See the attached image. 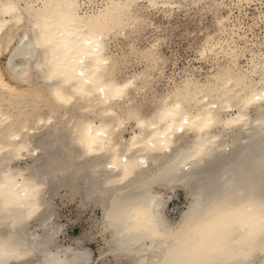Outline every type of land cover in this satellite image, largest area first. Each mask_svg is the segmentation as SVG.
I'll return each instance as SVG.
<instances>
[{
  "label": "bare ground",
  "instance_id": "6f19581e",
  "mask_svg": "<svg viewBox=\"0 0 264 264\" xmlns=\"http://www.w3.org/2000/svg\"><path fill=\"white\" fill-rule=\"evenodd\" d=\"M207 3L223 14L216 20L219 32L206 36L200 59H194L204 60L207 69L191 61L173 69L178 58L164 52L165 29L156 25V12L169 17ZM252 6L254 15L247 12ZM93 27L102 29L98 54L83 42ZM147 31L154 37L144 35ZM38 35L37 60L28 50ZM97 57L108 61L97 73L106 83L131 81L125 100L112 102L115 110L148 122L137 128L130 120L108 144L96 136L102 124L112 123L102 115L107 105L99 93L73 104L56 99L57 91L75 95L81 85L71 69L83 59L94 72ZM260 93L264 0H0V249L12 253L7 264L91 263L87 235L75 244H59L64 229L55 225L50 203L61 187L88 202L102 199L100 259L165 264L176 258L209 210L258 202L264 192V102H248ZM177 102L180 108L167 115ZM86 115L96 141L91 147L90 141L81 142L88 140V122L80 119ZM181 126L183 132L173 130ZM133 135L137 147H132ZM175 188L187 190L190 202L172 222L166 193ZM116 205L146 207L156 234L115 224ZM260 240L258 227L252 236L218 227L212 237L229 264H264Z\"/></svg>",
  "mask_w": 264,
  "mask_h": 264
},
{
  "label": "snow or ice",
  "instance_id": "6c2138e0",
  "mask_svg": "<svg viewBox=\"0 0 264 264\" xmlns=\"http://www.w3.org/2000/svg\"><path fill=\"white\" fill-rule=\"evenodd\" d=\"M172 6L175 7V5ZM8 8L9 10H15L16 5L10 4L8 5ZM36 27L39 28L40 25L37 24ZM97 33L100 34L97 35ZM102 39V29L100 27H93L91 29V34L83 37V42L86 45L94 46L91 51L93 54H98L101 47L99 41ZM40 47L41 37L38 35L37 42L29 48L28 55H34L38 60L41 55L38 51ZM88 54L87 51L84 52L85 56ZM101 63L107 64L108 61L100 60L97 57V67L93 72L87 68L83 59L79 60L78 64L80 67L74 66L71 71L73 77H79L81 87L74 90L75 95L73 96H66L60 91H57L56 99L60 104H73L74 102L79 103L80 99H89L99 93L102 102L107 105V107L104 108L102 115L110 118L112 123L109 124L107 128H104L102 124L101 129L96 132V136L104 137L105 139L102 142L108 144V138L111 134L113 132L118 134L125 130V127L130 120L135 119L137 121V128L146 127L148 122L134 112L129 111L125 114L124 112L115 110L116 104H113L112 102H121L125 100L127 95L126 90L131 86V81L123 84V86H115L106 83L104 79L97 75L100 71L99 64ZM253 101L264 102V93L253 94L248 102L252 103ZM180 106L179 102L175 103L174 109H169L166 114L173 115L175 110L179 109ZM84 111L86 113H92L93 110L86 108ZM80 119L82 122H88V140L82 139L81 142L85 143L90 141L89 147H91L93 143H96L91 137V116L86 115ZM188 123L189 120L185 117L183 119V124L187 125ZM173 130L183 132L185 129L181 126L178 129ZM12 139H19V137L13 136ZM136 141L137 137L133 135L132 147L138 146ZM152 147H156V145L152 144ZM162 147H168L167 141L163 142ZM0 151H4V149L0 147ZM192 158H195V154H193ZM116 207L118 208V212L112 217L115 224L123 225L124 228L129 231L143 228L152 235L156 234L152 228V219L148 214L146 207L140 205H116ZM218 227L232 231L238 230L247 232L249 236H252L254 234V229L258 227L261 236V249L264 250V192L261 193L258 202L255 200H249L247 204L239 208L222 206L209 210L203 221L193 229L194 235L190 243L177 255L176 258L166 261L165 264H229L228 261L220 258L224 249L212 242V237ZM9 255H12V253L8 249H0V264H7L6 258Z\"/></svg>",
  "mask_w": 264,
  "mask_h": 264
},
{
  "label": "rangeland",
  "instance_id": "374dc122",
  "mask_svg": "<svg viewBox=\"0 0 264 264\" xmlns=\"http://www.w3.org/2000/svg\"><path fill=\"white\" fill-rule=\"evenodd\" d=\"M212 5V3H207L200 6L182 8V10L174 11L173 15H170L171 17L169 16L170 18L163 16L164 14L161 12H156V18H154L156 25L165 29L162 32L167 43H165L166 47H164V52L169 57L172 54L173 56L176 55L178 58L179 68L175 66L173 69H180L184 65L189 64L190 61V63L197 66V68L207 69V64L204 60L196 61L194 59L195 57L200 59L197 55L198 50L204 43L206 36L210 33L219 32L217 21L223 14L213 10ZM255 6H252L251 9L248 8L247 12H249L250 15L256 14ZM258 33H262V31H259V28ZM144 35L152 38L155 32L153 34L147 31ZM5 61L6 59H3L2 62ZM169 69L170 68L167 67L166 72L168 74L170 72ZM132 70H134V68ZM163 85L164 84L161 83L159 84V90H162ZM47 135L48 134H45V136ZM59 136L63 137L64 134H58L57 138ZM18 165L21 167L25 166V164L22 163L14 164V167ZM156 190H158V188H156ZM187 192L188 191L183 188H175L173 192L167 191L166 195L170 196L171 199L168 202L166 213L172 222L180 220L182 213L188 209L190 196ZM70 193H72L70 188L61 187L57 190L55 197L50 203V213L54 215L53 221L55 225L58 224L60 226L61 224L64 229L61 231L62 233L58 235L59 244L66 246L75 244V241L87 235L88 238L84 239V247L89 250L92 255L91 263L89 262L88 264H116L112 258L110 260V257L109 259H106L107 257L100 259L99 256L104 245L102 235L100 236V234H98V228L102 218V199L96 198L97 200L94 199L95 201L92 200V202H88L82 195L78 194L72 196ZM48 199L51 200L50 197H48Z\"/></svg>",
  "mask_w": 264,
  "mask_h": 264
},
{
  "label": "built area",
  "instance_id": "2783aa9c",
  "mask_svg": "<svg viewBox=\"0 0 264 264\" xmlns=\"http://www.w3.org/2000/svg\"><path fill=\"white\" fill-rule=\"evenodd\" d=\"M259 31H262V30H261V29H259ZM257 33H258V32H257ZM259 33H260V32H259ZM259 33H258V35H261V34H262V33H261V34H259Z\"/></svg>",
  "mask_w": 264,
  "mask_h": 264
}]
</instances>
